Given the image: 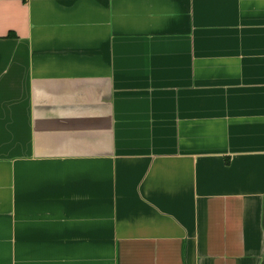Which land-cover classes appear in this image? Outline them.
Listing matches in <instances>:
<instances>
[{
  "label": "crops",
  "instance_id": "0c3cea01",
  "mask_svg": "<svg viewBox=\"0 0 264 264\" xmlns=\"http://www.w3.org/2000/svg\"><path fill=\"white\" fill-rule=\"evenodd\" d=\"M0 264H264V0H0Z\"/></svg>",
  "mask_w": 264,
  "mask_h": 264
}]
</instances>
